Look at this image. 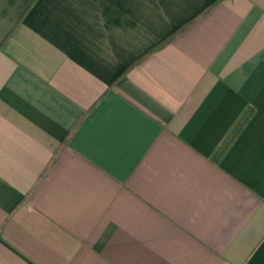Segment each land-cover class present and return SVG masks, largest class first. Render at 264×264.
Returning a JSON list of instances; mask_svg holds the SVG:
<instances>
[{"label":"crops","instance_id":"1","mask_svg":"<svg viewBox=\"0 0 264 264\" xmlns=\"http://www.w3.org/2000/svg\"><path fill=\"white\" fill-rule=\"evenodd\" d=\"M0 264H264V0H0Z\"/></svg>","mask_w":264,"mask_h":264}]
</instances>
